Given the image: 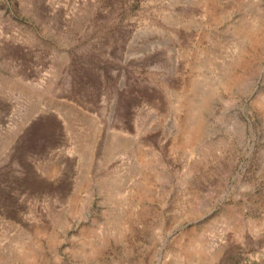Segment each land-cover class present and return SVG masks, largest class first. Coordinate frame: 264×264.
Segmentation results:
<instances>
[{
	"label": "rangeland",
	"instance_id": "1",
	"mask_svg": "<svg viewBox=\"0 0 264 264\" xmlns=\"http://www.w3.org/2000/svg\"><path fill=\"white\" fill-rule=\"evenodd\" d=\"M0 264H264V0H0Z\"/></svg>",
	"mask_w": 264,
	"mask_h": 264
}]
</instances>
